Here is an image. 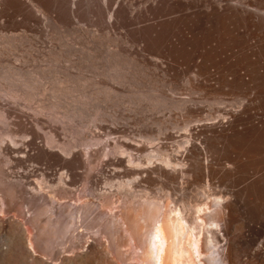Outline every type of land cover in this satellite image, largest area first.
Masks as SVG:
<instances>
[{
    "label": "bare ground",
    "instance_id": "obj_1",
    "mask_svg": "<svg viewBox=\"0 0 264 264\" xmlns=\"http://www.w3.org/2000/svg\"><path fill=\"white\" fill-rule=\"evenodd\" d=\"M86 8L99 12L102 30L115 38V48L107 57L114 68L120 69L123 65L125 44L129 50L148 52L166 43L169 53L163 55L167 60L163 67L180 61L186 65L185 71L195 69L194 87H203L207 96L180 103L186 135L177 141L179 145L188 144L185 153L161 144L157 153L142 157L124 144L126 149L122 153L129 155L116 157L111 162L112 176H118L119 165L135 163L140 167L125 173L138 176L129 180L131 185L136 179L141 181L144 172L150 179L153 173L166 178L170 192L162 203L148 196L139 205H116L118 197L115 199L112 195L119 191L113 194L108 188L105 191L101 185L104 175L89 172L82 158L74 153L73 160L69 161L72 179L65 186L52 187L44 179L39 181L40 178L32 181L37 182L34 186L31 184V200L27 203L31 207L38 192L58 203L54 211L57 218L55 222L52 219V226L48 225L54 235H48L43 231L47 226L39 225L38 216L27 217L20 201L15 202L25 194L26 187L21 185L26 184H19L14 177L11 181L8 177L4 179L0 231L8 227V235L7 243L0 245V264H99L100 260L109 264L106 260L119 254L124 245L121 227L126 228L139 250L136 256L141 259L139 264H264V0H0V28L7 29L11 47L42 37L53 28L75 29L83 38L85 34L79 31V23L85 17ZM200 22L208 26L203 36L194 29V26L199 29ZM231 24L239 30L231 42L239 50L234 61H229V55L222 59L220 56L228 54L229 48L218 50L212 40L216 33L229 32ZM181 25L189 29V36L178 44L176 36ZM89 38L91 44H86L85 51L88 59L94 61L102 51L97 45V33ZM52 53V59L58 64L67 56L63 49ZM10 72L23 76L26 73L22 67H13ZM63 80L73 85L75 77L66 70ZM9 108L10 103L0 96V111L5 117ZM42 149L49 153L45 147ZM31 170L34 169L27 171V176ZM59 176L63 181L67 177L61 173ZM78 177H82L84 188L76 194ZM195 178L208 180L207 201L187 207L180 201L189 195L186 185ZM124 184L116 185L122 191L127 187ZM131 187L125 192L136 196L133 189L136 187ZM73 206H80L79 214H71ZM12 211L15 213L9 215ZM94 213L91 222L98 224L100 237L88 238L82 244L79 241L80 245H69L57 252L51 247L53 243L48 244L59 234L67 233L71 225L80 227L79 222L91 228L88 225L91 222L87 224L86 220Z\"/></svg>",
    "mask_w": 264,
    "mask_h": 264
},
{
    "label": "rangeland",
    "instance_id": "obj_2",
    "mask_svg": "<svg viewBox=\"0 0 264 264\" xmlns=\"http://www.w3.org/2000/svg\"><path fill=\"white\" fill-rule=\"evenodd\" d=\"M83 11L85 17L79 23V31L85 34L83 38L77 35L75 29L53 28L50 32L44 33L42 37L30 38L24 43L11 47L8 42L9 37L7 34L9 33L7 29L0 28V50L4 51V53H0V96L5 97L10 103L6 117L0 111V201L5 196L2 189L4 179L8 177L10 181L14 179V181H19V184L25 183L28 186L21 185L22 187H28L25 188L26 191L23 190L25 194L22 192V195H24L14 200L15 202L20 201V208H23L22 210L25 208L27 217L38 216L39 225L47 226L44 227L45 230L43 231L51 235L53 233L50 232L52 230L50 223H54L57 218L54 211L57 209L55 205L58 206V203L52 202V199H46L41 192H38L39 194L37 193L38 195L35 198L37 202L33 198L34 207L27 204L31 200V193L29 192L32 190L31 184L34 186L37 183L33 184L34 181H38L40 178L39 181L44 179L52 187L65 186L66 182H70L72 179L69 174V161L73 160V154L76 153L85 162V169L89 172L94 171L92 173L95 174L102 173L104 175V181L101 185L105 191L107 188V191L111 190L110 193H115V190L119 191L120 194H111L113 197L115 195V199L118 197L116 205H139L148 196L162 203L168 198L167 195L170 192L169 186L166 185V178L153 173L150 179L144 172V178L139 182H136V179L134 182L138 185L132 182V185H134L132 186L130 181L138 176L125 175V173L128 170L140 167L135 163L119 165L118 176L113 174V177L111 173L112 170L114 172V166L111 165V162L116 157L124 158L129 155L122 153L127 145L132 147L131 150L134 154L142 157L148 153H157L161 144L169 146L170 149L173 147L177 152L185 153V147L188 144L182 143L179 145V141H177L183 139L186 135L183 123L185 122L184 110L180 103L190 98L199 99L207 96L203 87H194L195 83L193 82L197 73L195 69L185 71L186 65L180 61H173L171 66L169 64L163 67L164 64H167V60L163 55L169 53L168 47L165 46L166 43L156 45L148 52L129 50V45L125 44L126 51L124 52L126 55L123 57L125 58L123 65L120 69L114 68L113 63L107 57L115 48V38H110L106 34L107 32L102 30L98 11H90L88 8ZM158 26H161L160 23ZM207 28L208 26L202 22H200L199 29L194 26L196 34L202 36ZM96 33L97 45H99L102 54L97 55L94 61H91L85 51L87 49L86 44H91L89 42L91 38H87ZM238 33L239 30L231 24L229 32L214 34L212 40L215 46L219 47L218 50L229 48L228 54L223 53L220 56L222 59L227 55L230 57L229 61H234L236 58L235 55L239 50L231 42L234 41L232 39L233 35ZM188 36L189 29L183 25L178 27L176 36L178 44L184 43ZM127 40V38H124V42H127ZM61 49L67 51V56L58 64L52 59L51 53L54 50L61 51ZM13 67H22L26 73L24 76L14 74L10 72ZM170 67L173 69H170ZM66 70H69L75 77L73 85L72 82L68 84L63 80V71ZM38 144L39 147H35ZM40 144L49 153H45ZM23 148L28 153L23 152ZM185 161L187 162V160ZM104 168H107L105 172ZM30 169L35 171L31 170L32 174L30 173L31 175L28 174L27 176L26 172ZM146 170L139 169V171ZM54 172L59 173L54 175ZM60 173L61 176H67L64 181L60 179ZM47 174L52 175L46 176ZM18 176H21L20 179H22L20 180ZM50 177L54 180L52 181ZM23 180L27 182H23ZM124 183L128 188L131 186V188L136 187L133 189L137 195H128L125 192L127 187L122 188L121 191L120 186L125 185ZM83 184L82 177H78V184L76 185L78 191H76V194H79ZM116 184L120 186L117 187ZM207 186L208 180L206 179L203 181L195 178L187 183L186 190L189 195L181 199V204L190 207L196 203L207 201ZM14 200L11 201L13 204L15 203ZM78 207H72V215L79 214L81 208ZM40 209H44L46 213L44 211L43 213ZM14 213L15 211H12L9 215ZM51 214H54V216ZM90 215L86 223L91 222L96 214L94 213L91 217ZM111 216L108 212L109 219ZM52 219H55L54 222H52ZM47 222L49 223L47 224ZM92 222L91 224L87 223L91 225L89 229L86 226H81V222L77 224L80 227L74 228L71 225L67 233L56 235L58 239H54V242L50 240L51 243L48 244L53 243L51 247L53 246L52 248L57 252L69 245H80L79 243H84L88 238L93 240L95 237L94 239H96L99 235L97 234L99 226L95 221L96 226ZM121 228L123 230H121L123 232V236H121L127 237L124 238V242L121 237L124 245L122 244V249H119V254H116V257L111 256L109 257L111 259L108 258L109 260L106 261L109 264L113 261L116 264L121 262L126 264L141 263V259L136 257L139 250L136 249L134 241L128 235L126 228ZM71 229L76 230L71 232ZM79 232H82V234ZM71 234L72 236H70ZM7 235L8 227L1 229L0 245L7 243L5 241ZM74 235H77L78 238ZM103 262L104 264L107 263L105 260ZM103 262L100 260L98 263Z\"/></svg>",
    "mask_w": 264,
    "mask_h": 264
}]
</instances>
